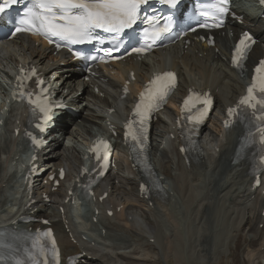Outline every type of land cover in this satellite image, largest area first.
<instances>
[{
    "label": "bare ground",
    "instance_id": "bare-ground-1",
    "mask_svg": "<svg viewBox=\"0 0 264 264\" xmlns=\"http://www.w3.org/2000/svg\"><path fill=\"white\" fill-rule=\"evenodd\" d=\"M237 4L238 12L244 14L245 23L230 24L225 33H217L214 46L202 43L195 37L198 33H194L189 38L196 39L186 46L177 43L170 48L158 50L141 61L129 59L117 63L113 68L100 70L98 77L91 82L78 77L79 72L69 65L68 60L61 65L60 61L65 59V54L62 52L53 55L44 41L21 36L2 46L0 111L6 109V79H12L15 69L27 64H34L46 78L62 80L56 90L57 98H62L69 106L81 108L80 120L72 121L71 116L61 117L58 128L46 136L49 140L46 149L49 151L45 153L44 149L38 162L41 167H46L47 164L51 167L43 178L36 179L34 197L38 198V202L25 211L52 221L51 226L55 229L64 259L69 254L85 253L79 264H159L160 258L153 259L155 256H161L166 264H215L220 263L223 256L230 257L232 250L228 244L234 240L236 244L241 233L246 235L247 253L251 254V259L254 253L264 252V200L258 190L251 188L252 180L248 173L250 165L235 157L239 137L243 132L240 127L224 131L219 119V114L237 100L246 79V75L230 69L225 60L229 57L234 38L243 30L250 29L259 39L250 53L247 62L249 68L264 57V11L252 6L251 0H239ZM245 5L249 7L246 13L243 10ZM231 33L235 36L231 37ZM166 67L177 70L179 87L170 98L164 114L155 122L153 138L160 140L158 143H151L152 153H159L157 159L155 156L152 158L156 171L163 177L164 193L149 199L141 196L137 176H130L134 171L132 161L128 159V149L122 145L121 139H115L117 169L107 174L95 195V201L90 205L87 218L91 228L74 226L68 211L62 213L60 208L67 206L63 203L68 196L66 182L71 184L74 180L73 172L81 162L86 140L97 132L109 135L113 130L118 131L121 137L120 119L124 111H127L128 116L135 93L127 94L122 99L124 83L134 72L135 80L130 83L133 91L142 87L154 71ZM248 74L250 75V71ZM192 87L210 89L215 95L216 108L210 120L202 127L201 149L188 164L180 152L177 141L179 134L172 121L178 114L182 96ZM80 90L82 93L79 94ZM82 98L86 102H80ZM13 107H10L7 114H3V141L0 142V224L14 210V207H9L10 199L15 198L14 193L18 195L20 192V189L15 191L19 182L11 171L13 162L19 159L18 140L22 133L16 139L13 132L14 125H19L16 124L17 121L23 123L26 119L27 110L22 108L19 111ZM64 113L65 110L59 111V114ZM68 124H74L71 135H75V138L76 135L83 136V142L79 144L77 140H72L68 145L64 144V137L60 138L57 131L66 133ZM166 141L171 143V151L163 145ZM48 157L50 160H46ZM120 158L124 159L125 165L122 163L120 166ZM159 161L162 162L160 166ZM60 165L67 167L66 179L57 190L50 192L52 199L50 206H47L48 203L42 202L36 193L49 190L50 186L43 180L56 172ZM172 168L175 169L174 173ZM6 184L10 185L13 194H6ZM105 191H109V195L100 201V196ZM35 207L37 210L33 212ZM118 207H121L119 211ZM132 207L142 210L151 228L150 236L142 235L128 220L127 213ZM96 209L99 210L96 215L98 221L93 222V212ZM110 209L114 210L112 216L107 214ZM149 212L154 214L155 221L150 219ZM31 225L46 226L41 222L25 226ZM112 234L117 237L108 241ZM84 235L88 238L84 239ZM151 237L155 238L153 242ZM101 244L106 248H102Z\"/></svg>",
    "mask_w": 264,
    "mask_h": 264
},
{
    "label": "snow or ice",
    "instance_id": "snow-or-ice-1",
    "mask_svg": "<svg viewBox=\"0 0 264 264\" xmlns=\"http://www.w3.org/2000/svg\"><path fill=\"white\" fill-rule=\"evenodd\" d=\"M16 2L17 0H8L0 7V12ZM148 2L149 0H33V6L28 8L20 21L24 27L17 28L16 31L35 30L46 36L58 37L70 43H83L92 37L96 29H102L110 33H120L125 29L132 28L141 19L142 6ZM160 2L174 6L177 0H160ZM226 4L227 0H219L203 15L209 16L210 13L223 15L227 12V8L224 6ZM144 22L148 25L143 30L145 45L133 49L135 52L146 51L160 38L161 33L168 30L167 26L159 27V20L156 16H145ZM250 39L245 35L236 48L233 63L237 66H239V61L244 58L245 50L249 47L246 40ZM255 72L253 83L247 89V95L242 98L240 103L248 105L253 110L259 106L264 112V61H261ZM174 84L175 78L172 73H163L149 82L145 91L140 94V102L134 109V115L139 117L141 127H143L148 113L164 101ZM257 93L261 94L262 98L257 99ZM35 103L40 112L43 113V119L47 121L50 109L39 100ZM197 104H203L204 107L198 111L197 115L189 116V119L199 122L206 116L208 108L211 106L210 99H201L199 96L190 95L184 101L183 110L191 112ZM232 113L233 110L230 109L229 115L231 116ZM257 119L264 120V115L257 117ZM37 127H40V125H37ZM127 127L130 129L128 135L133 140L139 141V138L131 131V122ZM258 131L261 133V142L264 143V127L259 128ZM107 149V143L99 141L92 151L96 152L98 156L103 152L106 158ZM46 235L51 236V233H46ZM54 245L55 242L53 241V247Z\"/></svg>",
    "mask_w": 264,
    "mask_h": 264
},
{
    "label": "rangeland",
    "instance_id": "rangeland-1",
    "mask_svg": "<svg viewBox=\"0 0 264 264\" xmlns=\"http://www.w3.org/2000/svg\"><path fill=\"white\" fill-rule=\"evenodd\" d=\"M79 118H80V116H77L76 117V119L77 120H79ZM74 128V124H71V125H69L68 127H67V132L64 134V144H69V143H71V141L72 140H77L78 141V143L80 144L81 142H83L84 141V137L82 136H77V138H75V136L74 135H71V131H72V129ZM69 134V135H68ZM74 136V137H73ZM156 143H157V141H156ZM170 145V143L169 142H166L165 143V146L170 150V148H171V146H169ZM153 157V156H152ZM123 164L125 165V163L123 162ZM173 170H171L172 171V173H174V168H172ZM132 176H134V174H132ZM8 189H11L10 188V185H8V184H6V186H5V188H4V190H5V192H6V194H10V192H8ZM12 190V189H11ZM142 212V211H141ZM130 213H131V215H130ZM140 211L139 210H136L135 208H132L130 211H129V215H128V218L129 219H131V218H133V216H135L136 217V223L138 224V228H139V230H140V232L141 233H143L142 235H148L149 234V232H150V229L148 228L149 227V224H148V222H147V220H145L144 218V215H143V213H141L142 214V216L144 217H142V216H140ZM150 214V212L148 213V215ZM133 215V216H132ZM149 217H151V219H154L155 218V216L153 215V214H150V216ZM77 219H80L79 217H77ZM128 219V220H129ZM146 222H147V224H146ZM84 228H91V224L90 225H86ZM236 232V231H235ZM235 232L233 233V235H235ZM243 235H244V239H243ZM231 239V238H230ZM229 239V240H230ZM233 239V238H232ZM242 239H243V241H242ZM154 241V238H152L151 239V241ZM237 242H236V244H235V240H234V247L233 246H231L232 245V241H230V243L228 244V245H230V248H231V250H232V255L230 254V257L228 258V257H226V256H223L222 258H221V260H220V263H215V264H253V258L251 259L250 257H249V253H247V240H246V235H245V233H241L240 234V236L237 238V240H236ZM243 242L245 243V245H246V249H245V245L243 244ZM240 245H243L240 249H239V252H238V255H237V257H236V260H235V262H231L230 263V258H234V256L236 255V250H237V248L240 246ZM225 247V246H224ZM227 249V248H226ZM228 250V249H227ZM229 251V250H228ZM246 253V254H245ZM255 255H257V254H261V256L260 255H258L257 257H259V260H260V258H262L261 259V262H260V264H264V256H262V255H264V252L263 253H254ZM160 258V261H159V264H166L164 261H162V259H161V256H155V257H153V259H157V258ZM247 257H248V259H249V261H247ZM258 260V259H257ZM259 262V261H258ZM257 262V263H258ZM259 264V263H258Z\"/></svg>",
    "mask_w": 264,
    "mask_h": 264
}]
</instances>
